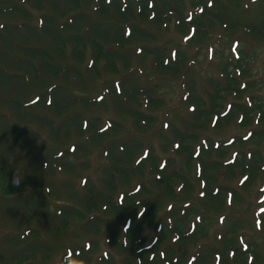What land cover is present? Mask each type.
<instances>
[{
    "label": "trees",
    "instance_id": "1",
    "mask_svg": "<svg viewBox=\"0 0 264 264\" xmlns=\"http://www.w3.org/2000/svg\"><path fill=\"white\" fill-rule=\"evenodd\" d=\"M251 1L0 0V264H264L256 55L215 47L219 71L202 88L183 83L188 115L160 117L172 110L167 80L201 59L194 45L216 30L264 36V20L232 14ZM171 31L195 48L173 46ZM232 124L251 130L210 135ZM94 156L98 179L84 174ZM240 207L256 211L260 234Z\"/></svg>",
    "mask_w": 264,
    "mask_h": 264
},
{
    "label": "rangeland",
    "instance_id": "2",
    "mask_svg": "<svg viewBox=\"0 0 264 264\" xmlns=\"http://www.w3.org/2000/svg\"><path fill=\"white\" fill-rule=\"evenodd\" d=\"M254 1H251L249 3H247L244 8H237L232 11V14L240 21L243 22H248V23H259L262 20H264V4L260 5L258 4H252L254 3ZM251 3V4H250ZM173 32L171 35V41L173 46H179L180 44H183L184 46H186V48L188 47V43L185 42V40H183L181 37L175 35L176 32L175 31H171ZM213 36H212V40H210L208 43H206L203 48H201L199 45H194L193 46H189L188 48H190L192 51V55L195 54L196 52L201 51L202 56L201 59L197 62V64H191L192 67L186 68L183 72L182 76L179 77H174L171 80H167V91H168V99L170 101V103H172V110L169 112H166L163 117L161 114V119H163L164 123H166V121L168 119H170L172 116H174L178 111H180L181 109V116L182 115H188V110L186 108V106H184L183 103V99H184V95H185V87H183V83L186 79H188L189 77L195 78L198 81V86L199 88H202L205 84V80L207 77H209V75H213L216 72L219 71V67L220 65L223 63L221 62V59H219L218 57L213 56V49L215 47L221 48L225 50V53L227 55H233V48L237 47H244L247 50H249L251 53H254L256 55L255 58V62H254V67L256 69L255 75L256 73L259 74V76H262L264 74V36L261 35H256L254 32H252V30L249 31H241L240 33H238V35L233 36L230 39H227V37L225 38L224 33H222L221 30H216L215 32H213ZM168 38V37H167ZM189 49V50H190ZM199 51H198V50ZM147 72L149 73V75H152L154 72L151 70V67H149L147 69ZM100 89L98 87H92L90 88V92L92 93H97V91ZM260 91V90H259ZM258 95L264 97V86L263 89H261L260 92H257ZM176 111V112H175ZM104 117L108 118V117H112L113 114L112 112H105ZM250 129L247 130L242 128L241 126H239L238 124H232L231 126H227L224 127L223 129L219 130L218 132H214L213 130L210 131V135L212 134V136L215 139H229L234 135L237 134H245L246 132H248ZM146 141L148 142V144H153L154 146H156L158 153L164 155L162 153V147L159 143V141L156 140L155 138V134L152 132L151 134H149L146 137ZM264 150V148L262 149ZM89 162L91 163V167L90 169L84 173L85 175L90 176L92 179H98L99 177V173H98V165H100V159L99 156H94V157H90L89 158ZM94 166L96 167L94 170ZM84 172V170H81L75 177L69 178L70 181H72L74 183L75 186L79 187V180L82 176V173ZM65 176H59L58 180H64ZM4 181L3 176L0 174V190H7V186L6 183ZM198 194V193H197ZM197 194L195 195V199H199V196L197 197ZM192 201H196L194 199V195H192L191 197ZM247 201H249L250 204L253 203L254 201V197L253 195L247 198ZM240 212H244L246 214H248V218L250 221H254L255 224L254 226L249 225V227L251 226V232L249 234L253 235L255 232L256 234H260L258 232H260V228L258 226V223H256L257 221V217L255 212L253 213V216H251V209L249 210V208L246 207H240L239 210ZM6 229H8L7 227L1 229L0 231H5ZM154 225L153 226H148L145 229V232L147 235H149L150 238L155 236V230H154ZM73 232V231H72ZM220 235V230H216L213 235L211 234L210 239L204 241L206 246H209L211 244H214L215 242H217L216 239H218ZM260 235H257V239H259L260 242V247H262L263 249V254H264V238L263 237H259ZM87 238L84 234L81 235V239ZM78 239V238H77ZM76 239V242H77ZM75 241V239L73 238H68V240H64L67 243L71 244L70 242ZM101 244L103 245V249L106 250L108 249V245L106 243V241L104 239H101ZM62 247H56V256H58V253H60Z\"/></svg>",
    "mask_w": 264,
    "mask_h": 264
}]
</instances>
